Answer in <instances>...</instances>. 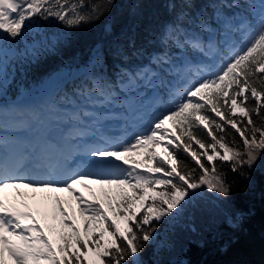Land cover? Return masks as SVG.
I'll return each instance as SVG.
<instances>
[{"label": "snow or ice", "instance_id": "obj_1", "mask_svg": "<svg viewBox=\"0 0 264 264\" xmlns=\"http://www.w3.org/2000/svg\"><path fill=\"white\" fill-rule=\"evenodd\" d=\"M111 2L0 0V48L6 41L22 37L32 27L34 17L44 20L53 17L68 27H76L99 19ZM245 5L250 10L256 7L250 0H244V3L231 0L217 8L224 29V38L219 42L213 37L205 43L198 34H176L179 28L176 22L165 27L159 37L161 44L167 45L172 40L179 48L181 43L177 41L183 36L184 45L210 60L222 57V63L214 71L209 70L211 65L192 64L190 61L166 70L169 75L177 77L172 87L182 86L177 93L178 102L161 113L151 127L135 133L131 140H114L96 127L93 135L98 140L86 148L89 157L87 167L74 170H64L58 162L53 164L49 158L42 157L26 173L24 164L9 166L0 157V264H9V257L12 264H41V261L49 264H73L75 261L81 264L83 260L87 264H105V261L108 264H129V261L142 264L139 254L154 239L160 222L179 215L198 190L204 187L221 196L230 194V186L223 174L217 171L215 161L230 162L235 172L245 165L250 168L259 153L264 151V116L261 117V126L257 127L250 115L254 112L260 116L264 107L261 104L264 99V0H260L258 17L254 15L252 19H241L240 13L231 16L221 14L223 8L240 9ZM168 7L174 8L175 4L169 3ZM184 15L181 12L176 21ZM237 20L240 22L236 23ZM199 27L203 32L213 31L202 18ZM235 34H239L242 46H237L233 38ZM225 52L229 54L225 55ZM169 64L171 59L165 52L150 57V63L135 72L127 68H122L121 72L128 77L130 84L137 80L147 83L159 75L152 65ZM192 74L197 79H190ZM91 91L104 96L95 82ZM237 97H241L239 102ZM250 98L257 101L256 107H242ZM225 104L229 106L222 112L221 107ZM209 107L214 117L202 115V112L209 111ZM237 111L242 120L246 119L243 128L231 118ZM225 112L230 114L226 123L241 137L244 151H240L239 145L230 147L224 142V135L217 138L213 133V126L223 132ZM93 115L83 111L74 118L81 120V116ZM168 121L180 131L179 136L166 126ZM93 123L98 124L99 118ZM201 126L211 142L205 143L197 138L193 129ZM181 137H185L186 142ZM193 141L203 151H193ZM161 144L165 154L147 151L146 160L141 151H134L155 149ZM181 148L185 153H191L196 168H188L177 160L175 153ZM217 148L222 150V154ZM201 157L205 158L204 162H201ZM206 163L211 167V175ZM77 185L87 189L89 195L86 197ZM93 185H99V189ZM156 186H163V190L157 191ZM8 187L17 189V195L25 199L20 203L6 200L4 190ZM22 187L31 190L32 200L42 194L50 206V218L57 224H48L47 227L50 232L59 229L58 244L54 245L42 223V219H49L48 211L42 212L39 206L29 204V193L21 191ZM60 192L68 193V197L54 195ZM77 216L84 222L83 233Z\"/></svg>", "mask_w": 264, "mask_h": 264}, {"label": "trees", "instance_id": "obj_2", "mask_svg": "<svg viewBox=\"0 0 264 264\" xmlns=\"http://www.w3.org/2000/svg\"><path fill=\"white\" fill-rule=\"evenodd\" d=\"M230 2L231 0H112L99 19L76 27H68L53 17L47 20L34 17L32 27L22 37L15 41L8 40L0 48V61L8 70L4 84L6 96L0 104V113H7L10 100L17 99L22 93L41 91L60 81L64 83L55 93L57 109L64 112L61 109L64 105H81L79 111L83 112L84 106L93 104L90 101L103 104L123 93L121 85L128 77L121 72L122 68L135 72L137 68L148 65L150 57L165 52L171 59V64L159 67L152 65L159 75L151 80L160 81L164 108L167 110L178 102L177 93L182 90V86L173 88L177 77L169 75L166 70L170 71L173 65L181 66L190 61L192 64L211 65L209 70L214 71L220 67L223 58L210 60L184 45L183 36L177 41L181 43L179 48L172 40L167 45L161 44L159 37L167 25L176 22L179 24L176 34H198L205 43L213 37L219 42L224 38V29L223 21L218 18L217 8ZM250 2L256 5L254 9L250 10L247 5L240 9L223 8L221 14L231 16L240 13L241 19H252L254 15L258 17L260 0ZM169 3H174L175 7L170 9ZM181 12L185 15L177 22L176 18ZM201 18L213 31H201ZM233 38L236 39L237 46H242L239 34H235ZM228 54L225 52V55ZM190 79L197 77L192 74ZM137 81L150 90V82ZM94 82L104 96L91 91ZM240 99L241 97H237L238 102ZM256 104L257 101L250 98L241 106L255 108ZM261 104L264 105V99ZM20 105L26 109L28 118L33 112L37 113L29 103ZM228 106L223 105L221 111ZM202 115L215 116L210 107ZM250 115L256 126L260 127L264 107L261 108L260 116L254 112ZM229 117L230 114L225 112L223 132L213 126V133L217 138L224 135L225 143L230 147L239 145L240 151H244L241 137L226 123ZM231 118L236 119L241 128L246 123V119L242 120L238 111ZM217 122H220V118H217ZM174 129L179 136L180 131L175 127ZM193 131L198 139L205 143L211 142L202 126ZM181 139L186 142L185 137ZM153 150L149 148L134 151H141L146 160L147 151ZM192 150L198 153L203 151L194 141ZM217 151L222 154L221 149L217 148ZM175 155L188 168L197 167L191 153H185L182 148ZM204 160L201 157V162ZM215 164L217 171L223 174L225 182L230 186V194L221 196L204 187L198 190L179 215L160 222L154 239L139 254L138 259L142 264H264V151L259 153L258 159L250 168L245 165L235 172L232 171L230 162L221 163L217 159ZM205 166L209 167L211 175L210 165L206 163ZM93 187L99 189V185ZM156 190H163V186H156ZM44 224L54 245L58 244L59 229L57 232H50L47 227L48 224H57V221L49 216ZM41 264L49 262L41 261ZM73 264L76 262L73 261ZM81 264H87V261L83 260ZM105 264L108 262L105 261Z\"/></svg>", "mask_w": 264, "mask_h": 264}, {"label": "rangeland", "instance_id": "obj_3", "mask_svg": "<svg viewBox=\"0 0 264 264\" xmlns=\"http://www.w3.org/2000/svg\"><path fill=\"white\" fill-rule=\"evenodd\" d=\"M7 75V68L4 63L0 61V104L4 102V98L6 96L4 91V84L6 83ZM152 84L153 87H155L154 90L155 92H157V95L155 93H152L149 98H145L143 96L144 89H142V86L137 81L131 84L126 81L121 85L122 91L126 94V96L121 93L111 101H104L103 104H100L99 101H96L90 106H84L82 109L83 111L92 112L94 113V115L87 118L81 116L82 121L79 120V123H76L74 119L70 122V133H73L75 130H79V134L83 135V139L80 140V137H77L76 139H69V142L73 144L74 147L69 148L71 146V144H69L66 149V151H68L65 153L63 152L65 156H63L64 158H62L63 160L61 159L60 165L64 160H68V157L72 154L77 156L78 160H80V157L83 158L85 161L84 164L88 162L89 157L87 155L86 148L87 146L95 144L98 140V137L94 135V138L91 142H84L86 140L87 134L95 132L96 127L100 128V131L103 135L110 138H112V135L110 134L111 132H114L115 130L123 127L126 131L124 136L122 137L124 138L125 136H130V128L133 129L132 124L135 119L138 121V128H141V126L147 127L150 124L152 125V122L157 117H159L161 113H163L161 110L163 100L161 99V96H159V92L157 91L155 82H153ZM139 94L143 97L142 99L140 98L141 96H139ZM44 98L47 104L46 108L44 105L42 113L34 114L31 118H28L27 114L24 115V112L26 110L21 105H19V101L17 99L10 102L9 111L7 113H0V147L6 145L9 142L16 141V138L13 137V133L22 132L21 130H23L24 134L28 135L27 138L33 137L32 133H36L37 130V132H39V128L43 121L41 116H46V111L47 113L49 112L50 115H53L58 119H61L62 114L64 117H70L71 114L77 115L82 113L81 111H79L81 105L72 107L64 105L63 107H61L64 112H60L59 109H57L56 102L53 105L51 104L52 96L46 98L45 95ZM121 101L124 102V107L120 106ZM115 103H118L120 109L116 108ZM97 118H99V123L94 124L93 122ZM118 120L120 121L118 122ZM169 124H171L170 121ZM173 132L175 133V131ZM27 138L23 140L24 146L27 145ZM169 138H171V135L169 136ZM164 143H167V140L164 141ZM32 144H34V141L31 143V145ZM31 145H27L28 147L22 148L21 153L23 154V149L25 148L30 149ZM161 149L162 151H160ZM154 151L161 155H164L166 150L163 145H159L154 149ZM168 151H170V148L168 149ZM27 172L28 171H26V173ZM76 187L80 191H83L86 197L88 196L85 188H83L81 185H77ZM21 191L31 193V190L26 187H22ZM54 195H61L65 198L68 197V193L66 192L55 193ZM4 196L6 200L10 201L21 202L23 199H25L24 197L18 196L17 189L12 187H8L4 190ZM29 204H32L33 206H39L42 209V212L48 211L49 215L51 213L50 206H48L47 208H43L38 205L35 200L34 202H31ZM42 223H44L43 219ZM77 223L79 224L81 232L83 233L84 222L79 218V216H77ZM8 259L9 264H12L11 258L9 257Z\"/></svg>", "mask_w": 264, "mask_h": 264}, {"label": "bare ground", "instance_id": "obj_4", "mask_svg": "<svg viewBox=\"0 0 264 264\" xmlns=\"http://www.w3.org/2000/svg\"><path fill=\"white\" fill-rule=\"evenodd\" d=\"M166 126L169 127V128H172L171 125L169 124V122H166ZM21 131L22 132L13 133V137L16 138V141L9 142V143H7L6 145H4L2 147H5V148L8 149V161H9V162L7 161L8 165L9 166H13V165H16L17 163L24 164L25 165L24 171L26 172L27 171L26 167L30 163L29 162L26 163V161L23 159V154L21 153L22 148L28 147L27 145H29V144L31 145V143L36 139V137H37V140H38L39 135L36 136V134L34 132V133H32L33 137L27 138L28 135L24 134L23 130H21ZM26 138H27L28 141H27V145L24 146L23 145V142H24L23 140L26 139ZM69 144H71V143H69ZM162 145L163 144H161L160 146H162ZM71 147L72 148L74 147L73 144H71V146L69 148H71ZM46 151H47L46 157L49 158V162L53 163V164H55L57 162L58 163L61 162V159L64 158L63 156H65L63 153H57V151H56V149L54 148L53 145H48L47 148H46ZM160 151H162V149ZM80 163L81 164H79L77 168L87 167V163L84 164V159H81ZM60 166L62 168V165H60ZM77 168H75V169H77ZM26 193H29V192H26ZM35 201H36V203L38 205H40L43 208H47L48 207V205L43 200L42 194L38 195ZM13 202L20 203L19 201H13ZM28 202L29 203L34 202V200L31 199V193H29ZM32 204H34V203H32Z\"/></svg>", "mask_w": 264, "mask_h": 264}]
</instances>
